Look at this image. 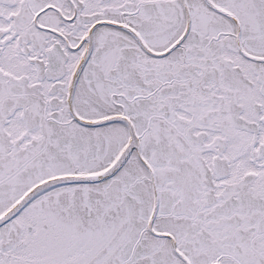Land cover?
Masks as SVG:
<instances>
[{
    "label": "snow or ice",
    "instance_id": "6c2138e0",
    "mask_svg": "<svg viewBox=\"0 0 264 264\" xmlns=\"http://www.w3.org/2000/svg\"><path fill=\"white\" fill-rule=\"evenodd\" d=\"M0 264H264V0H0Z\"/></svg>",
    "mask_w": 264,
    "mask_h": 264
}]
</instances>
